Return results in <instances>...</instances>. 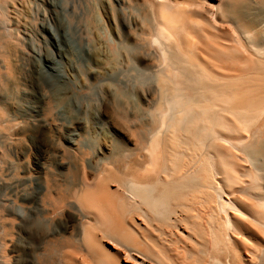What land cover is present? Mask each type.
Listing matches in <instances>:
<instances>
[{
    "label": "bare ground",
    "instance_id": "bare-ground-1",
    "mask_svg": "<svg viewBox=\"0 0 264 264\" xmlns=\"http://www.w3.org/2000/svg\"><path fill=\"white\" fill-rule=\"evenodd\" d=\"M0 264H264V0H0Z\"/></svg>",
    "mask_w": 264,
    "mask_h": 264
}]
</instances>
